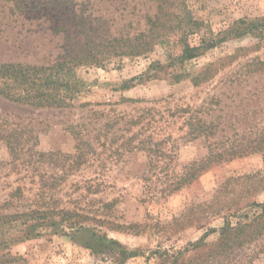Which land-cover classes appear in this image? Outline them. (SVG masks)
<instances>
[{"label": "rangeland", "instance_id": "rangeland-1", "mask_svg": "<svg viewBox=\"0 0 264 264\" xmlns=\"http://www.w3.org/2000/svg\"><path fill=\"white\" fill-rule=\"evenodd\" d=\"M185 1L196 31L183 37L178 30L152 51L128 55L121 52L122 40L147 32V17L156 13L158 0H0V65L42 66L75 57L89 62L73 69L81 93L72 107L36 108L0 97L3 116L37 132L36 151L54 153L14 167L0 141V214L49 202L55 211L77 207L108 222L86 223L98 228L99 237L50 229L11 245L17 262L10 264H264V237L233 251L219 248L224 227L253 223L248 233L264 224V218L257 219L258 205L264 204L263 153L213 165L174 194L156 197L167 181L153 177L154 184H146L144 178L151 176L146 151L119 148L136 133L139 139L152 135L155 142L171 137L167 147L174 148L176 159L170 171L181 173L208 155L210 143L264 127V0ZM237 28L247 30L223 40ZM178 37L191 47L217 44L179 63L185 43ZM188 106L217 125L216 136H187L179 110ZM78 132L105 161L100 176L97 163L83 165L66 180L59 178L58 188L37 203L42 196L37 173L62 174L63 155L76 153ZM91 180L105 187L96 194L76 190ZM18 187L22 194L14 196Z\"/></svg>", "mask_w": 264, "mask_h": 264}, {"label": "trees", "instance_id": "trees-1", "mask_svg": "<svg viewBox=\"0 0 264 264\" xmlns=\"http://www.w3.org/2000/svg\"><path fill=\"white\" fill-rule=\"evenodd\" d=\"M188 8L185 0H158L157 11L154 16L147 17V32L141 33L133 39H123L124 45L120 47L123 54L141 55L152 51L157 44H164L171 35L180 31L183 37H186L190 30L196 31L197 23L188 15ZM247 29H232L228 31L223 40L234 32L235 36L241 37ZM120 42V41H119ZM178 42L185 43V39L178 37ZM217 43L214 41L202 42L198 47H191L185 43L180 57L176 59L179 63L192 60L199 56L201 50L212 48ZM85 57H75L70 60L55 61L50 65H29V64H1L0 65V97L3 99L28 105L36 108H68L72 107L73 102L81 93L80 82L73 75V69L80 64H87ZM93 62V61H92ZM175 80L180 79L179 75H174ZM197 82V80H195ZM125 89L129 85L124 86ZM187 108H181L179 112L185 118L184 125L189 128L188 135L190 139L196 140L200 137H211L217 134V125L214 122L204 120L198 117L197 111H191ZM76 153L63 155L64 171L62 174H48L40 171L37 173L39 178V196L37 203L49 196L51 190L58 188L57 182L66 180L68 175L78 171L83 165L86 168L94 166L97 163L99 168L98 177L104 168V160H100V154L97 153L96 147L91 144L92 141L85 140L76 133ZM80 139H77L79 138ZM171 137L161 141H154L152 135L148 138L139 139L136 133L132 137L126 138L119 147L123 151L145 150L148 155V174L144 181L154 184L156 182H166L159 190L157 195L168 197L181 190L186 185L195 181L199 175L209 167L223 162L242 158L254 153H263L264 155V127H250L247 133H235L221 141L210 143L208 155L201 161H193L186 165L181 173L176 170L170 171V166L176 159L173 147L168 149L167 145ZM0 141L4 143L10 153L12 164L18 166L19 161L28 163V165L37 163L43 158L53 157L54 153L49 155L36 151L38 146V135L31 124L19 123L10 120L0 113ZM138 141V142H137ZM113 142L110 143V145ZM104 147V146H103ZM106 147V146H105ZM120 150H117V152ZM98 154V156H95ZM35 156H37L35 159ZM102 167V169H100ZM96 179V178H95ZM53 180L54 183L49 184ZM97 180V179H96ZM104 186V182L97 183L95 180L86 181V185H76L77 191L82 188L87 194H96ZM147 188V187H146ZM147 189H150L148 187ZM75 190V192H76ZM23 189L18 187L14 196L22 194ZM44 197V198H43ZM53 195H51V198ZM116 201L107 202L103 209H110ZM14 204L13 201L8 202ZM43 205L46 206L43 208ZM262 209V214L258 216V221L264 218V204L258 205ZM26 208V207H24ZM16 210L11 214H0V264L15 263L16 257L10 253L11 245L19 242L40 237L50 229L56 234L64 236L76 235L83 231L95 232L97 227L86 226V223L106 224L108 222L101 219L93 218L90 212L86 213L75 207H63L58 211L51 209V204L45 202L42 207H28V209ZM100 213V208L96 210ZM60 218H55L56 216ZM257 225V231L252 230L247 233V228L252 227L253 223L232 229L226 226L222 229L219 248H227V251H233L234 247L242 248L245 244L264 237V224ZM203 244L200 241L194 245L198 248ZM224 251V250H223ZM130 257L133 254L129 255Z\"/></svg>", "mask_w": 264, "mask_h": 264}]
</instances>
